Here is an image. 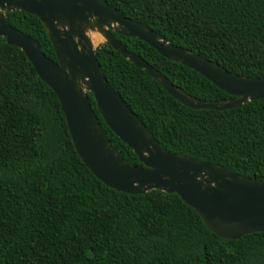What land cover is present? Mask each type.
Segmentation results:
<instances>
[{"label": "trees", "instance_id": "16d2710c", "mask_svg": "<svg viewBox=\"0 0 264 264\" xmlns=\"http://www.w3.org/2000/svg\"><path fill=\"white\" fill-rule=\"evenodd\" d=\"M102 1L228 73L264 78V0ZM5 22L55 61L35 16L9 12ZM112 35L189 97L231 98L144 42ZM95 58L110 88L167 152L264 182V99L191 110L109 46L98 45ZM87 100L115 151L141 166L89 93ZM0 264H264V233L221 239L173 193L129 195L104 186L76 155L54 93L0 38Z\"/></svg>", "mask_w": 264, "mask_h": 264}, {"label": "water", "instance_id": "95a60500", "mask_svg": "<svg viewBox=\"0 0 264 264\" xmlns=\"http://www.w3.org/2000/svg\"><path fill=\"white\" fill-rule=\"evenodd\" d=\"M19 11L39 20L55 61L45 57L36 40L5 22L6 13ZM87 31L97 33L103 39L101 44L191 110H228L264 99V78L228 73L190 51L170 45L102 0H0V38L23 53L38 78L54 93L76 155L99 182L129 195L151 190L173 193L221 239L264 233V182L167 152L107 84L95 58L98 45L93 46ZM112 33L144 42L162 58L193 70L231 98L202 102L189 97L121 46ZM88 93L105 126L141 166L126 162L111 146L88 103Z\"/></svg>", "mask_w": 264, "mask_h": 264}, {"label": "bare ground", "instance_id": "6f19581e", "mask_svg": "<svg viewBox=\"0 0 264 264\" xmlns=\"http://www.w3.org/2000/svg\"><path fill=\"white\" fill-rule=\"evenodd\" d=\"M86 35L90 42L93 44V46H96L97 44L103 41V39L95 32L87 31Z\"/></svg>", "mask_w": 264, "mask_h": 264}, {"label": "rangeland", "instance_id": "374dc122", "mask_svg": "<svg viewBox=\"0 0 264 264\" xmlns=\"http://www.w3.org/2000/svg\"><path fill=\"white\" fill-rule=\"evenodd\" d=\"M102 43V42H101ZM101 43L97 44V45H100ZM95 47V46H94Z\"/></svg>", "mask_w": 264, "mask_h": 264}]
</instances>
